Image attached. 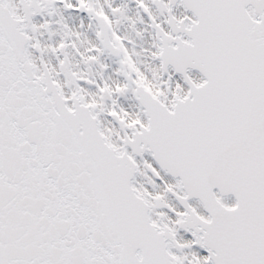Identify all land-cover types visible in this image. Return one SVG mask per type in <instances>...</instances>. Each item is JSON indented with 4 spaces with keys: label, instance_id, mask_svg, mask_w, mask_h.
I'll return each mask as SVG.
<instances>
[{
    "label": "snow or ice",
    "instance_id": "1",
    "mask_svg": "<svg viewBox=\"0 0 264 264\" xmlns=\"http://www.w3.org/2000/svg\"><path fill=\"white\" fill-rule=\"evenodd\" d=\"M0 264H264V0H0Z\"/></svg>",
    "mask_w": 264,
    "mask_h": 264
}]
</instances>
